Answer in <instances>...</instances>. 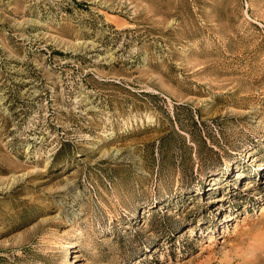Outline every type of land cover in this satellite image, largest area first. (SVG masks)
Returning <instances> with one entry per match:
<instances>
[{"label": "rangeland", "instance_id": "obj_1", "mask_svg": "<svg viewBox=\"0 0 264 264\" xmlns=\"http://www.w3.org/2000/svg\"><path fill=\"white\" fill-rule=\"evenodd\" d=\"M0 264H264V0H0Z\"/></svg>", "mask_w": 264, "mask_h": 264}]
</instances>
